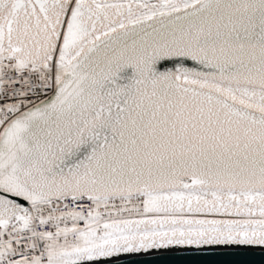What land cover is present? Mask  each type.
<instances>
[{
  "label": "snow or ice",
  "instance_id": "6c2138e0",
  "mask_svg": "<svg viewBox=\"0 0 264 264\" xmlns=\"http://www.w3.org/2000/svg\"><path fill=\"white\" fill-rule=\"evenodd\" d=\"M264 248V0H0V264Z\"/></svg>",
  "mask_w": 264,
  "mask_h": 264
},
{
  "label": "water",
  "instance_id": "95a60500",
  "mask_svg": "<svg viewBox=\"0 0 264 264\" xmlns=\"http://www.w3.org/2000/svg\"><path fill=\"white\" fill-rule=\"evenodd\" d=\"M124 259L142 261L144 264H264V248H174Z\"/></svg>",
  "mask_w": 264,
  "mask_h": 264
}]
</instances>
